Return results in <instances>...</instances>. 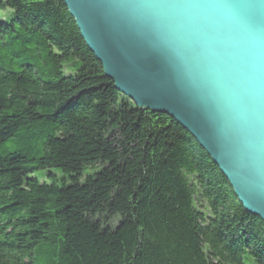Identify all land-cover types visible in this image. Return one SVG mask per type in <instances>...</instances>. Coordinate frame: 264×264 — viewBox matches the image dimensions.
<instances>
[{"label": "trees", "instance_id": "obj_1", "mask_svg": "<svg viewBox=\"0 0 264 264\" xmlns=\"http://www.w3.org/2000/svg\"><path fill=\"white\" fill-rule=\"evenodd\" d=\"M0 264H264V221L62 0H0Z\"/></svg>", "mask_w": 264, "mask_h": 264}, {"label": "water", "instance_id": "obj_2", "mask_svg": "<svg viewBox=\"0 0 264 264\" xmlns=\"http://www.w3.org/2000/svg\"><path fill=\"white\" fill-rule=\"evenodd\" d=\"M105 76L172 117L264 221V0H62Z\"/></svg>", "mask_w": 264, "mask_h": 264}, {"label": "bare ground", "instance_id": "obj_3", "mask_svg": "<svg viewBox=\"0 0 264 264\" xmlns=\"http://www.w3.org/2000/svg\"><path fill=\"white\" fill-rule=\"evenodd\" d=\"M140 108V107H139ZM142 109V108H141Z\"/></svg>", "mask_w": 264, "mask_h": 264}, {"label": "rangeland", "instance_id": "obj_4", "mask_svg": "<svg viewBox=\"0 0 264 264\" xmlns=\"http://www.w3.org/2000/svg\"><path fill=\"white\" fill-rule=\"evenodd\" d=\"M202 205H203V204H202ZM202 205H201V206H202Z\"/></svg>", "mask_w": 264, "mask_h": 264}]
</instances>
